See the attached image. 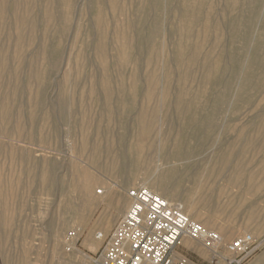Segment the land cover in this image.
Masks as SVG:
<instances>
[{
	"label": "rangeland",
	"instance_id": "374dc122",
	"mask_svg": "<svg viewBox=\"0 0 264 264\" xmlns=\"http://www.w3.org/2000/svg\"><path fill=\"white\" fill-rule=\"evenodd\" d=\"M137 186L264 264V0H0V264H91Z\"/></svg>",
	"mask_w": 264,
	"mask_h": 264
},
{
	"label": "built area",
	"instance_id": "2783aa9c",
	"mask_svg": "<svg viewBox=\"0 0 264 264\" xmlns=\"http://www.w3.org/2000/svg\"><path fill=\"white\" fill-rule=\"evenodd\" d=\"M127 196L131 202L128 212L91 264H196L178 253L186 240L205 247L212 264H245L260 248L248 234L222 247L216 232L192 220L182 206L144 186L128 190Z\"/></svg>",
	"mask_w": 264,
	"mask_h": 264
},
{
	"label": "bare ground",
	"instance_id": "6f19581e",
	"mask_svg": "<svg viewBox=\"0 0 264 264\" xmlns=\"http://www.w3.org/2000/svg\"><path fill=\"white\" fill-rule=\"evenodd\" d=\"M97 190V189H96ZM166 199V198H165ZM188 213V212H187ZM189 214V213H188ZM191 216V214H189V217ZM101 236V235H100ZM190 240H186V242H185V245H186V247H190L191 246V243L189 242ZM100 243L98 242V243H95V246H98ZM199 251V250H198ZM202 255V254H201ZM89 259V258H88ZM75 264V263H74ZM76 264H78V263H76ZM79 264H87V263H79Z\"/></svg>",
	"mask_w": 264,
	"mask_h": 264
}]
</instances>
